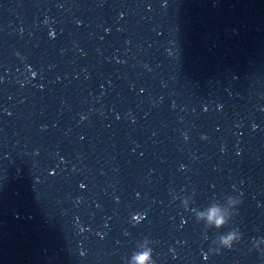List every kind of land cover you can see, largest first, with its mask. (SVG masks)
I'll list each match as a JSON object with an SVG mask.
<instances>
[{"label":"water","instance_id":"obj_1","mask_svg":"<svg viewBox=\"0 0 264 264\" xmlns=\"http://www.w3.org/2000/svg\"><path fill=\"white\" fill-rule=\"evenodd\" d=\"M148 249L264 264V0H0V264Z\"/></svg>","mask_w":264,"mask_h":264},{"label":"clouds","instance_id":"obj_2","mask_svg":"<svg viewBox=\"0 0 264 264\" xmlns=\"http://www.w3.org/2000/svg\"><path fill=\"white\" fill-rule=\"evenodd\" d=\"M229 199H234L233 197H229ZM236 202L241 205L242 198L240 196L235 198ZM204 216L207 217L210 224H215L218 229L224 228V226L228 223V218L223 214V209L219 204H214L208 210L203 213ZM242 232L238 227L230 228L227 232H221L218 236V241L220 247L217 250V253L221 252L223 249H230L233 247L235 242H238L242 237ZM153 249H148L146 251H142L137 253L134 256L135 264H155L153 259Z\"/></svg>","mask_w":264,"mask_h":264}]
</instances>
